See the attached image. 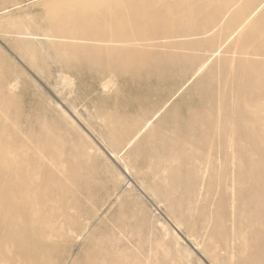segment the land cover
Masks as SVG:
<instances>
[{
	"label": "rangeland",
	"instance_id": "1",
	"mask_svg": "<svg viewBox=\"0 0 264 264\" xmlns=\"http://www.w3.org/2000/svg\"><path fill=\"white\" fill-rule=\"evenodd\" d=\"M50 1L0 0V149L23 159L21 147L32 152L54 141L67 165L66 174L55 176L47 168L38 176L39 184L50 176L58 183L47 185L48 196L38 206L42 214L29 235H20L34 250L15 251L18 233L0 226V238L8 235L7 246L15 252L4 263L28 264L39 256L31 264H238L243 254L264 264V238L251 233L253 226L264 232V222L250 220L251 210L240 208L246 194L236 197L228 188L229 148L202 137L203 128L222 133L220 122L211 120L231 114L228 105L264 101L236 96L251 88L264 91L263 79L226 78L246 68L237 56L258 57L257 39L248 35L237 48L227 46L197 78L196 64L189 67L192 59L184 56L208 52L190 46L173 53L155 47L161 60L127 61L122 70L91 50L53 48L63 39L51 32ZM205 15H186L178 25L200 23ZM141 128L146 129L130 143ZM239 131L229 128L232 136ZM239 141L250 144L252 137ZM213 165L214 175L224 169L226 174L209 179ZM4 215L0 221L7 220Z\"/></svg>",
	"mask_w": 264,
	"mask_h": 264
},
{
	"label": "bare ground",
	"instance_id": "2",
	"mask_svg": "<svg viewBox=\"0 0 264 264\" xmlns=\"http://www.w3.org/2000/svg\"><path fill=\"white\" fill-rule=\"evenodd\" d=\"M96 1L51 0L47 3L52 22L51 32L54 37L63 39L53 42V48L71 53L74 48L91 50L107 66H122L124 70L123 66L127 61L143 64L161 60L162 53L154 52L155 47H166L173 53L177 47L190 46L191 49L208 52L201 54L200 58L197 54L184 56L192 59L186 61L189 67L196 64L192 74L193 78H197L211 59L216 56L222 58L227 46L237 48L251 35L257 39L253 54L258 57L249 54L237 56L235 60L240 65L245 63L247 66L243 70L228 72L226 78L240 80L246 77L250 80L251 76H258L264 80V0H197L198 4H192V0H106L102 5H98ZM208 2L213 3L212 6H207ZM68 4H73L75 8L66 7ZM203 12L209 15H205L200 23L188 20L187 25H178L186 15L196 16ZM192 35L197 36L194 41L188 39ZM75 40H87L88 44L80 47L74 44ZM69 58L72 60L74 57L69 54ZM95 60L88 61L93 63ZM185 67L187 68L186 65ZM185 84L182 81V85ZM241 95L259 98L264 96V91L258 92L251 88L236 94L237 97ZM225 99L226 97L223 98ZM228 108L231 114L223 115L217 122L214 118L211 120L212 125L220 122L221 125L217 124V128H221L222 133L217 134L215 128H203L202 137L207 143L228 146L224 161L232 173L228 188L236 197L246 194L240 208L242 205L247 210L250 209L253 215L249 219L258 224L264 222V101L259 105L248 104L238 108L228 105ZM180 124L176 122L174 126ZM234 125L240 128L236 138L229 132V128ZM142 129L146 128H141L130 139V143L135 141ZM247 135L252 137L250 144L239 141L240 136ZM58 150L57 142L54 141L45 143L40 148H33L32 152L21 147L18 155L21 156V152L25 151V156L20 159L0 149V213L6 211L4 216L7 218L0 221V226L18 233L15 251L27 253L37 247L25 243L20 235H29L30 228L42 214L43 209L38 206H43L44 198L48 196L47 185L52 181L58 183L54 176H50L44 180L45 184H39L38 176L43 169L49 168L53 175L67 173V165L61 160ZM205 155L208 159L212 158L214 164L212 153ZM216 169L213 165L209 179ZM223 174H226L225 169L218 170L216 175ZM252 228L254 238H264V232L260 234L254 226ZM216 232L218 230L214 231ZM45 235H39V239H44ZM9 240L8 235L0 238V264L8 263V260L14 258L15 252L7 246ZM38 258L39 256L31 262H36ZM239 261L238 264H254L253 258L243 254L239 256Z\"/></svg>",
	"mask_w": 264,
	"mask_h": 264
}]
</instances>
